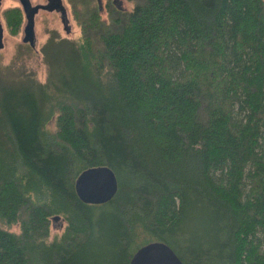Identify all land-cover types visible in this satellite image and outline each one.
<instances>
[{"label": "trees", "instance_id": "1", "mask_svg": "<svg viewBox=\"0 0 264 264\" xmlns=\"http://www.w3.org/2000/svg\"><path fill=\"white\" fill-rule=\"evenodd\" d=\"M68 1L82 42L59 81L1 89L0 264H131L155 243L264 264V0H107V21ZM3 15L17 35L22 8ZM100 170L118 188L95 205L77 183Z\"/></svg>", "mask_w": 264, "mask_h": 264}, {"label": "rangeland", "instance_id": "2", "mask_svg": "<svg viewBox=\"0 0 264 264\" xmlns=\"http://www.w3.org/2000/svg\"><path fill=\"white\" fill-rule=\"evenodd\" d=\"M30 1L33 6L47 4V0ZM63 4L68 12L71 33L67 34L65 32L60 13L40 9L34 18L36 40L35 46L32 47L29 43L23 41L25 37L23 32L26 24L25 18L17 35H12L9 32L4 19L3 14L6 10L15 7L21 8L19 0H3L0 9V19L4 29V48L0 50V93L1 89L9 87H24L39 92L41 86L47 84L50 80L59 81L64 71L65 56L71 44L82 42L80 27L82 18L77 17L73 5L68 0H63ZM107 4V0H100L99 2L102 18L105 21L108 20ZM117 4L127 10H131L133 7V4L126 0H118ZM76 6L81 9V4ZM49 128L51 130L55 129L54 121L49 125ZM106 177L107 173L100 170L90 176L84 175L80 182L85 189L89 185L92 186V184H101L100 182H103ZM107 181H109L108 178ZM84 189L82 188L81 191L83 192ZM89 193L92 198L86 195V200L92 204L99 205L105 200L103 194L96 193L92 195L91 190ZM65 227L66 223L64 221H53L51 238L60 237ZM12 230L19 231L17 226L13 227Z\"/></svg>", "mask_w": 264, "mask_h": 264}, {"label": "water", "instance_id": "3", "mask_svg": "<svg viewBox=\"0 0 264 264\" xmlns=\"http://www.w3.org/2000/svg\"><path fill=\"white\" fill-rule=\"evenodd\" d=\"M51 3L49 5H38L33 6L30 0H19L21 8L23 9L24 15H25V21L26 24L24 26V34L25 37L23 38V41L25 43H29L32 47L35 46V31H34V25H35V15L39 12L40 9L53 11L60 13L61 15V21L64 26V30L67 34L71 33V25L70 20L68 17L67 9L65 8L63 4V0H50ZM3 0H0V9L2 6ZM52 5V6H51ZM4 48V29L2 26V22L0 19V50ZM107 173V177L103 182L101 181L97 184L89 185L87 188L84 189L82 187L81 182L79 181L77 183V192L78 195L82 200H86V195L90 196V190L91 194L100 193L104 195V202L109 201L113 198V196L117 192L118 183L116 178L111 175L109 172L105 171ZM107 178L109 181H107ZM103 179V178H102ZM107 185V186H106ZM82 188L84 191L82 192ZM90 198H92L90 196ZM97 203V202H95ZM60 220V217H54L53 221L57 222ZM131 264H183V262L180 260L179 256L176 254V252L169 247L168 245L162 244V243H155L150 246H147L141 250L140 253H138L131 261Z\"/></svg>", "mask_w": 264, "mask_h": 264}, {"label": "flooded vegetation", "instance_id": "4", "mask_svg": "<svg viewBox=\"0 0 264 264\" xmlns=\"http://www.w3.org/2000/svg\"><path fill=\"white\" fill-rule=\"evenodd\" d=\"M51 3V1L50 0H47V4H45V5H49ZM52 6V5H51ZM51 12H56L55 10H51Z\"/></svg>", "mask_w": 264, "mask_h": 264}, {"label": "bare ground", "instance_id": "5", "mask_svg": "<svg viewBox=\"0 0 264 264\" xmlns=\"http://www.w3.org/2000/svg\"><path fill=\"white\" fill-rule=\"evenodd\" d=\"M80 92V91H79ZM264 247V246H263Z\"/></svg>", "mask_w": 264, "mask_h": 264}]
</instances>
